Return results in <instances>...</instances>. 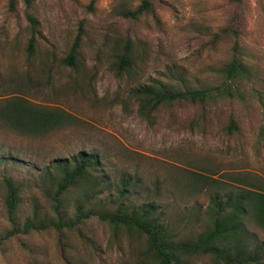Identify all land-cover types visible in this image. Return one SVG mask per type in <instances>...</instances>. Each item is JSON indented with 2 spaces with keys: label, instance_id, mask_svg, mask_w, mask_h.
Wrapping results in <instances>:
<instances>
[{
  "label": "rangeland",
  "instance_id": "1",
  "mask_svg": "<svg viewBox=\"0 0 264 264\" xmlns=\"http://www.w3.org/2000/svg\"><path fill=\"white\" fill-rule=\"evenodd\" d=\"M33 0L37 43L30 56L32 25L24 0H0V106L22 95L41 107L59 108L73 120L40 135L15 131L0 119V158L14 155L23 165L0 162V236L9 224L4 208V176L31 179L22 194V222L38 208L55 217L50 184L42 169L80 152L100 159L102 175L116 189L131 180L137 204L151 202L180 240H194L209 226L210 199L254 183L264 192V0H157L153 13L135 21L122 17L142 0ZM234 21L237 37L215 41ZM234 25V26H235ZM82 34L74 67L64 63ZM130 40L133 68L118 75L116 56ZM237 48V49H236ZM250 63L254 81L245 99L206 106H163L152 119L140 115L133 90L153 84L218 85L220 70L235 53ZM237 130L230 128L232 122ZM200 176L212 181H203ZM213 181H218L215 183ZM245 182V183H244ZM90 185L64 194L60 212L74 219ZM247 241L264 244V229L245 220ZM93 219L73 231H35L0 248V264H137L145 244L127 233L119 240ZM69 261V262H68ZM188 264H220L196 257Z\"/></svg>",
  "mask_w": 264,
  "mask_h": 264
},
{
  "label": "trees",
  "instance_id": "2",
  "mask_svg": "<svg viewBox=\"0 0 264 264\" xmlns=\"http://www.w3.org/2000/svg\"><path fill=\"white\" fill-rule=\"evenodd\" d=\"M99 0H91L89 7L95 11ZM157 0H142L140 5L120 15L126 19L139 20L153 13ZM236 1V0H233ZM27 19L32 25L28 53H35L37 43V19L33 16V0H24ZM11 9H15V0H10ZM234 21L215 36V41L231 36L237 37ZM82 34L76 37L64 63L74 67L78 60ZM124 52L117 55L115 70L118 75L130 72L133 68V50L130 40L122 43ZM237 49V48H236ZM236 51L232 58L220 70L222 77L218 85L189 87L184 83L149 84L133 90V96L139 103L141 116L152 119L154 113L163 106L177 103H191L206 106L217 104L224 99H245V84L254 81V72L250 63ZM252 83V82H251ZM0 119L12 129L22 134L40 135L59 129L73 120L71 114L59 108L41 107L33 104L22 95L6 98L0 106ZM230 128L237 130L233 121ZM0 162L13 166L23 165L14 155L0 158ZM100 159L94 153L80 152L72 159H56L42 169L41 183L50 184L49 194L55 217L42 215L35 208L24 222L20 220L19 209L22 194L30 188L31 179H15L4 176V208L8 228L0 236V248L19 235H30L35 231L68 229L93 219L109 227L116 240L127 233L145 244L146 260L137 264H188L196 257H211L220 264H264V244L254 246L247 241L245 220L253 216L264 229V192L254 183L246 185L237 192L227 191L216 194L210 199L208 214L209 226L194 240H180L164 218V212L156 199L137 204L131 180H122L114 189L102 175ZM203 181H212L200 176ZM218 183V181H213ZM81 184L90 185L86 202L77 205L75 217L66 221L60 212L62 197L72 188ZM69 262V261H68Z\"/></svg>",
  "mask_w": 264,
  "mask_h": 264
}]
</instances>
